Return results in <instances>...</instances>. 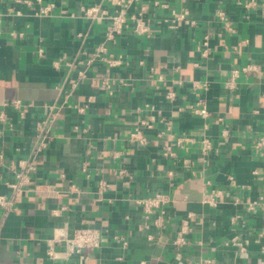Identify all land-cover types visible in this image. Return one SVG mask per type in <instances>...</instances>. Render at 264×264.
Returning <instances> with one entry per match:
<instances>
[{"label": "crops", "instance_id": "obj_1", "mask_svg": "<svg viewBox=\"0 0 264 264\" xmlns=\"http://www.w3.org/2000/svg\"><path fill=\"white\" fill-rule=\"evenodd\" d=\"M96 4L113 13L125 1L0 0V194L35 166L5 216L0 264H264V0H131L148 31L131 24L110 40L85 14ZM99 45L121 62L93 59ZM199 100L209 116L193 111ZM137 127L145 143L130 139ZM158 190L172 201L156 225L137 198ZM79 227L102 229L103 245L82 260L48 254Z\"/></svg>", "mask_w": 264, "mask_h": 264}, {"label": "built area", "instance_id": "obj_2", "mask_svg": "<svg viewBox=\"0 0 264 264\" xmlns=\"http://www.w3.org/2000/svg\"><path fill=\"white\" fill-rule=\"evenodd\" d=\"M114 4H121L125 1L123 8L115 10L113 13H110L106 8H104L100 4L92 5L87 7L85 10V14L91 18L99 19L101 21H105L107 23V33L106 40L113 39L117 34H121L125 29H127L131 24L133 28L140 32L144 33L148 31V26L145 24L144 20L140 13H133L128 15V7L131 0H109ZM256 3L254 1H250L247 6L253 7ZM47 9H43L45 11ZM183 15H176V18H181ZM204 45L206 48L203 50V54L208 53V35L205 36ZM106 47L104 45H99L97 48L96 54L93 59H100L106 62L110 66H115L121 62V58L117 57L113 53H108L106 55L102 54L105 52ZM238 69H235L234 75L227 80V87L233 89L236 86L235 75L238 74ZM242 71H259V69L255 65H246L242 67ZM81 73H83L81 71ZM198 87L205 86V84H200L196 82L195 84ZM169 98L173 96L171 93L168 95ZM193 111L195 113L209 116L210 111L205 106L202 100L197 102V105L193 107ZM142 123H145L142 121ZM130 139L132 141H140L145 143L147 138L142 135V130L140 127H137L134 132L131 133ZM177 145H184L189 138L185 136H173ZM257 145L264 146V136L260 137ZM211 148V143L203 139L202 140V153L205 157L208 155V152ZM165 155L173 156L175 155V151L173 149V145H168L164 148ZM35 170V166L28 165L22 166V168L15 170V180L9 182V187L11 188V194L5 195L0 194V206L3 208V217L0 219V237H1V229L4 224L5 216L15 210L17 208L16 203L19 200L20 196L24 194L27 190L32 186V172ZM122 174H127L125 169L121 170ZM47 184L35 183L33 187L41 192H44V187ZM215 192L209 191L205 195L204 202H208L211 204H215ZM172 201L171 196L166 190H158L152 194L141 196L137 198V202L143 207L145 215L149 217V215L153 212H158V217L155 219L154 223L161 224L164 221V216L166 214L167 206ZM194 216V212H189L185 217H182L180 228L177 230L175 237L173 238V243L176 245L179 250L185 245L188 244V239L186 238V234L191 230L190 218ZM258 234L264 237V223L259 227ZM104 231L102 229L96 227H79L73 229L72 231H64L61 232L59 237L54 240L53 243H50L48 248V254L53 258H58L61 254L72 256L79 255L80 259H84L85 250L88 248H98L103 245L105 241ZM63 244L65 246V251H59L55 248V244ZM201 264V263H197Z\"/></svg>", "mask_w": 264, "mask_h": 264}]
</instances>
